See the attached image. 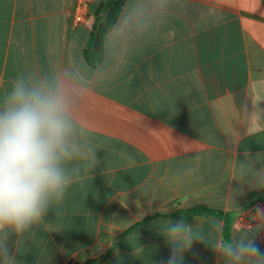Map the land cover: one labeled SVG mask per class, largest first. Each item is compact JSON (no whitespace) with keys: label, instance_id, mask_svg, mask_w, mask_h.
Instances as JSON below:
<instances>
[{"label":"crops","instance_id":"1","mask_svg":"<svg viewBox=\"0 0 264 264\" xmlns=\"http://www.w3.org/2000/svg\"><path fill=\"white\" fill-rule=\"evenodd\" d=\"M102 1L0 0V94L21 73L75 77L99 160L21 243L19 264H164L170 248L155 223L168 218L123 231L196 206L233 213V227L240 210L251 223L264 208V189L232 180L245 151L264 167V120L241 114L264 109V0H126L90 67L83 49ZM77 6L85 22L74 25ZM108 211L120 222L108 225ZM255 239L264 250V231ZM184 264L217 257L194 242Z\"/></svg>","mask_w":264,"mask_h":264},{"label":"clouds","instance_id":"2","mask_svg":"<svg viewBox=\"0 0 264 264\" xmlns=\"http://www.w3.org/2000/svg\"><path fill=\"white\" fill-rule=\"evenodd\" d=\"M87 96L75 77L51 73L18 74L0 94V264H19L21 243L37 233L50 210L58 214L69 188L99 163L84 117ZM252 108L249 113L243 105L241 114L250 123L264 120L258 102ZM254 158L245 151L239 178L232 180L264 189V167L257 170ZM240 213L227 232L218 220L206 226L182 217L157 221L170 248L164 264H184L194 242L210 247L217 264H264L255 239L264 231V208L253 211L251 223Z\"/></svg>","mask_w":264,"mask_h":264},{"label":"trees","instance_id":"3","mask_svg":"<svg viewBox=\"0 0 264 264\" xmlns=\"http://www.w3.org/2000/svg\"><path fill=\"white\" fill-rule=\"evenodd\" d=\"M125 2L126 0H103L99 4L94 14V19L91 23V33L89 40L83 49V58L90 67H94L101 62L103 56V38L114 28L125 5ZM97 33L99 34L100 47L98 50H95L93 48V44ZM158 217L170 218L172 221H176L182 217L189 222H193L197 218L216 219L222 222L226 232L232 228L234 220V214L231 212H222L206 206H196L185 210H173L167 214L154 213L152 215L146 216L123 231L121 238L128 235L133 230L149 224L152 220ZM103 259L104 257H100L98 259L86 261L82 264H99L103 261Z\"/></svg>","mask_w":264,"mask_h":264},{"label":"rangeland","instance_id":"4","mask_svg":"<svg viewBox=\"0 0 264 264\" xmlns=\"http://www.w3.org/2000/svg\"><path fill=\"white\" fill-rule=\"evenodd\" d=\"M116 204H118V207H120V206H122V205H120V203H116ZM120 211H108L107 213H111V221L109 222L107 219H109V214H107L106 216H105V218H106V224H107V221L110 223V224H108V225H113V224H116V223H118V222H120V220H121V216L119 215V214H116V213H119Z\"/></svg>","mask_w":264,"mask_h":264},{"label":"built area","instance_id":"5","mask_svg":"<svg viewBox=\"0 0 264 264\" xmlns=\"http://www.w3.org/2000/svg\"><path fill=\"white\" fill-rule=\"evenodd\" d=\"M80 6H77L73 12V24L78 25L85 22V18L81 13H78Z\"/></svg>","mask_w":264,"mask_h":264},{"label":"water","instance_id":"6","mask_svg":"<svg viewBox=\"0 0 264 264\" xmlns=\"http://www.w3.org/2000/svg\"><path fill=\"white\" fill-rule=\"evenodd\" d=\"M99 41V34L97 33L96 37H95V40H94V44H93V48L95 50H98L97 49V42Z\"/></svg>","mask_w":264,"mask_h":264}]
</instances>
